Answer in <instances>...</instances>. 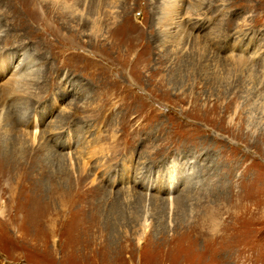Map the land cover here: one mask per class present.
<instances>
[{
  "label": "rangeland",
  "instance_id": "374dc122",
  "mask_svg": "<svg viewBox=\"0 0 264 264\" xmlns=\"http://www.w3.org/2000/svg\"><path fill=\"white\" fill-rule=\"evenodd\" d=\"M66 1L0 0V264H264V0Z\"/></svg>",
  "mask_w": 264,
  "mask_h": 264
},
{
  "label": "bare ground",
  "instance_id": "6f19581e",
  "mask_svg": "<svg viewBox=\"0 0 264 264\" xmlns=\"http://www.w3.org/2000/svg\"><path fill=\"white\" fill-rule=\"evenodd\" d=\"M44 1H48V3H53V4H60L63 2V4L65 3V0H44ZM68 1V0H67ZM66 1V2H67ZM82 1V0H81ZM80 1V3H81ZM102 1L103 0H89L90 3L93 4L94 6V10L89 13L88 15H85V17L88 19V20H92V21H97L98 20V17L100 16V8H101V4H102ZM201 1H204V0H201ZM211 0H208V2L210 3ZM86 0H83V4H85ZM88 2V3H89ZM193 2V1H192ZM186 3L188 4H192L190 0H162L161 4L163 6V10H162V13H163V16H162V19L164 20V24L166 25V27L168 26H173L174 28H177L178 30H185L186 29V26L189 27L191 26V28H195L197 29V27L199 25H197L196 22H194L195 20L198 21V18H195V16L191 15V13H189V11H187L185 13V10L183 12V8H187L185 7L186 6ZM206 0L204 2V6L206 4ZM78 5V4H77ZM86 5V4H85ZM194 5V4H193ZM207 5V4H206ZM68 6V5H67ZM65 6V7H67ZM80 7V6H79ZM69 8V7H68ZM66 8V9H68ZM63 10V9H62ZM71 10H74V13H78V8H71ZM188 10V9H186ZM83 11V10H82ZM82 15V13H80ZM199 14V13H198ZM193 16V17H192ZM199 16V15H198ZM45 18V17H44ZM85 18V19H86ZM200 18V17H199ZM86 19V20H87ZM201 19V18H200ZM200 21V20H199ZM22 69L21 66H17V68L15 67L14 68V72H18ZM19 73V72H18ZM16 74V75H19V74ZM13 76V74H12ZM11 77V76H10ZM12 79V78H11ZM20 80V79H19ZM17 82V81H15ZM12 92V91H11ZM21 97V95H20ZM36 124V123H35ZM71 155V154H70ZM69 155V157H70ZM72 157V156H71ZM71 161V159H70ZM174 179L171 178L170 181L171 182V185L170 186H173V181ZM149 188H152L153 185L151 186H148ZM160 188H163V187H160ZM164 189V188H163ZM169 189H173V187H169ZM172 192V191H171ZM171 198V197H170ZM172 199V198H171ZM174 204V201L173 200H169L168 201V206L170 207V209L172 208ZM148 221L146 220V225H148L147 223Z\"/></svg>",
  "mask_w": 264,
  "mask_h": 264
}]
</instances>
